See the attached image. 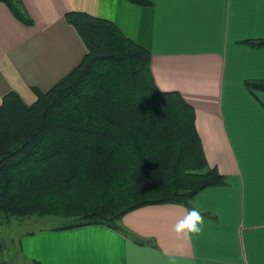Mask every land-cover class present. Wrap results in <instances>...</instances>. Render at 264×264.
<instances>
[{"label": "crops", "instance_id": "1", "mask_svg": "<svg viewBox=\"0 0 264 264\" xmlns=\"http://www.w3.org/2000/svg\"><path fill=\"white\" fill-rule=\"evenodd\" d=\"M34 25L0 0V104L9 91L26 105L32 86L50 89L87 52L68 11L115 22L152 52L161 90H177L195 108L205 155L227 177L193 199L205 217L199 236L178 238L173 225L189 207L153 204L122 225L137 240L102 225L56 226L24 235L28 264H264V0H22Z\"/></svg>", "mask_w": 264, "mask_h": 264}, {"label": "trees", "instance_id": "2", "mask_svg": "<svg viewBox=\"0 0 264 264\" xmlns=\"http://www.w3.org/2000/svg\"><path fill=\"white\" fill-rule=\"evenodd\" d=\"M1 1L34 25L22 0ZM65 18L86 45L81 62L46 91L32 86V104L15 91L0 104V228L12 217L55 216L64 220L57 230L102 225L137 240L125 214L192 208L227 177L207 160L193 105L157 86L150 49L109 19L75 10ZM247 42L263 46L264 38ZM246 85L264 90V80ZM5 251L0 230V264Z\"/></svg>", "mask_w": 264, "mask_h": 264}, {"label": "rangeland", "instance_id": "3", "mask_svg": "<svg viewBox=\"0 0 264 264\" xmlns=\"http://www.w3.org/2000/svg\"><path fill=\"white\" fill-rule=\"evenodd\" d=\"M64 220L55 216L12 217L3 221L1 236L6 245V251L1 264H28L21 255V243L25 234L42 228L62 225Z\"/></svg>", "mask_w": 264, "mask_h": 264}, {"label": "clouds", "instance_id": "4", "mask_svg": "<svg viewBox=\"0 0 264 264\" xmlns=\"http://www.w3.org/2000/svg\"><path fill=\"white\" fill-rule=\"evenodd\" d=\"M204 224L205 217L202 215L201 210L194 206L186 210V213L176 221L172 231L178 238H191L202 233Z\"/></svg>", "mask_w": 264, "mask_h": 264}]
</instances>
